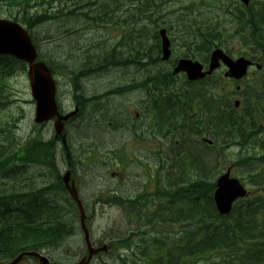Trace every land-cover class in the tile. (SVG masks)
Segmentation results:
<instances>
[{"label":"rangeland","instance_id":"374dc122","mask_svg":"<svg viewBox=\"0 0 264 264\" xmlns=\"http://www.w3.org/2000/svg\"><path fill=\"white\" fill-rule=\"evenodd\" d=\"M59 1H62V3L60 4ZM59 1L22 0L19 5H23L17 8L18 5L14 7L4 5L2 4L3 0H0V18L10 16L21 17L20 13L22 12L18 9H22L25 6L28 8L30 14H46L47 16H50V19H47L40 27L33 29L32 34L41 58L50 67L53 66L54 68L59 84L58 94L60 95L58 99L62 108L64 110L72 109L74 98L78 94L85 96L89 100L82 103L81 113L68 124L67 128L69 132L70 147L73 152L72 157L73 159L78 160V165L75 168L78 193L80 198L86 203L89 211L93 212L92 200L89 201V199L94 191H97V195H100V191L106 190L108 186L120 185V188L121 185H123L116 179L110 178L109 165H111V162L113 160L119 161L122 159L120 166H128L126 172L131 177V175L134 174L135 167H138V165L133 162V156H138L140 159L139 161L143 163L148 157H152L150 154L152 151L150 143L161 139L159 136L155 137L154 128L151 129V133L149 131L150 127L148 124L151 121L150 115L152 112V107H150V103H148L149 101L142 102L140 100L141 97L145 96L144 89H148L149 87L148 85H146L148 87L144 86L142 80L147 77V72L151 73L155 69L153 70V67H150V64L145 70L135 66L138 65L139 62L138 58H134L136 52L140 50L139 45L140 43L145 44L144 46L152 52V45L155 43V31H157L158 27L170 28L171 23L174 22L175 25H177L175 16L178 13L175 12L176 14L173 15L171 12L178 10L180 6L186 5L188 2L191 3V5L199 3V0H148V4H151V6H149V9L151 10L149 14L153 12L149 21H141L140 18L135 19V21H125L132 16L130 15V12L127 11L128 7L131 5L129 0H109L112 5L111 13H102L103 8L101 6L102 4H100L102 0ZM254 1L258 2L259 0ZM214 2L216 7L215 10L206 9L204 16L205 20L208 23H211L213 27L220 32L219 35L221 37L227 38L225 44L221 47L226 50L228 47L230 52L233 53V56H237L238 53L240 55H248L247 53L249 52L246 53L245 50H249L250 42L247 39H244V36L248 34L249 31L248 33H243L242 39L235 35V30L238 28L235 25L233 15H231L230 12L227 13L226 10V6H229L228 11L235 9L236 6H231L229 4L235 1L214 0ZM218 4H220V7L217 8ZM80 5H83V7ZM74 6H80L79 8L82 9L80 12L82 13H75L68 17V12L73 10ZM91 10L94 11L90 12ZM109 19L113 21L112 24L115 25L116 28L108 26ZM116 23H118V25H116ZM171 40L172 44L175 43V46L172 47V51L174 52L173 58L175 56L174 59H176L184 53L177 32H175V35ZM131 49L132 51H130ZM106 53H110L111 55L115 54L114 58L123 62V66H117L114 69L113 66H111L104 72L89 71L87 74L83 73L76 79L78 89L76 88L73 90L71 73H79L83 69L91 68L89 66H83V64L91 63V65H95L99 58L103 57ZM128 54L132 55L128 56ZM262 58V55L256 53L253 60L262 64L261 61L264 60V58ZM159 63L160 65L155 64L157 67L156 73L159 71L162 73L164 72L159 69L165 70L169 68L167 62ZM244 79V82L249 83L250 86L255 84L254 81H260L262 83L264 81V67L260 70H257L255 67L250 68L248 76ZM177 80L183 82V76H177ZM124 85L132 86L134 91L128 90L124 92L122 90H116L117 92H112L113 94L109 92L111 95H108L106 98L101 97L99 99H93L92 97L94 95L102 96L108 94L107 92L109 90L114 91V88H121ZM7 86L10 94L9 102L0 109V131L6 133L7 131H3L2 129H5L7 124L12 127V132L6 133L7 135L11 133L10 135L13 137L10 139V151L15 152L17 150V144H14L15 141L20 146H26V144H29L32 141L46 140L49 137L52 138V123L39 125L33 120L35 106L30 95L26 70H19L11 75L8 79ZM137 86H139V88ZM221 88H225L227 91L229 90L227 83L221 84ZM250 92L253 94L254 91L251 90ZM225 94H227V92ZM151 105L153 106V101ZM135 112L138 113L140 117L139 119H136ZM106 118L112 119L113 124L108 125V123H105ZM156 122L158 124L160 121ZM13 123L16 126L15 128L13 127ZM159 124L161 127H165L161 123ZM183 129L179 131L180 133L177 132L175 137L172 138V144L178 142V144H176L177 147H181L183 143L189 148L197 145L195 142L197 137H190L188 135L190 130L186 127ZM140 130L149 133V138L146 137L143 140H138L132 137V134H134L135 131L140 132ZM0 134L2 133L0 132ZM0 139L3 142L4 139L2 136H0ZM5 143H8L7 139H5ZM203 147H206V149H209L211 152L204 151L199 158L195 152L188 150L190 155L192 154L191 156L197 159L194 161L188 154L189 161H192L191 164L193 165L194 172L199 165L195 162L198 161L200 163L199 167L203 171H201V173H205L204 176L207 179L215 181L216 177L223 173L227 166L235 164V166L232 167L231 174L232 176L241 178L248 190L252 192L249 199H254L257 195L259 196V194L264 193L263 186L259 185L261 179H256L258 170L263 169L260 162L253 160L248 164H239V159L243 157L245 153L251 152V149L242 151L235 147H230L221 150L220 147V154H217L215 148H209L207 145H203ZM156 148L159 149V146L156 145ZM92 149L95 151L89 156L86 152ZM118 150H121V157L117 155ZM253 150L258 152L260 148ZM30 156L36 158L33 154ZM54 156V168L40 164L44 161L38 160V157L36 161H28L24 163L17 160L13 161L9 165V168H13L16 165L17 168L15 170H12L7 174L0 172V193L20 191L25 193L28 191L27 187L29 188V191L32 192L44 185L57 181V173L55 172H58V174L62 173L65 169V162L60 148L55 150ZM172 161L173 160L170 159L166 164L168 174H170V171L174 167V162ZM151 166L153 168L158 167V161ZM162 166L164 167L165 164ZM207 166L209 168L205 171ZM19 168L20 171L18 172ZM117 168L118 167L115 169ZM175 171L176 172H173L170 175L175 176L178 173L177 167L175 168ZM188 172L189 176H191V165L189 166ZM255 179L257 180V183ZM260 188L262 189L261 192L259 191ZM61 197L66 199L64 195L58 197L56 195L52 196L54 199ZM97 198L100 201H104L107 200L108 197ZM155 198L160 199L162 197L156 196ZM205 198L206 197L199 199L202 204L203 201L206 200ZM63 202L64 200L59 204L55 203L51 208L57 207L67 213V219H71L72 216V222L75 219L73 215L75 216L76 214L78 221L77 213L71 212L72 209L70 208V205L68 206ZM155 202L159 205V207L156 208L160 209V215L162 218L172 222H178L175 224L157 225L152 232L149 227H142V229L148 232L144 237L155 241L159 240L162 248L166 246L165 250H167L170 246L171 255L177 254L176 252H178V250L173 249L172 245L174 239L182 235L183 226L187 225V221H179L176 217H173L170 206L167 209L164 205L165 203L168 204L167 202L163 201L164 204L160 203L162 201L159 202L158 200H155ZM155 202L153 199L151 202V210H155ZM242 203V201L239 202V204H241L239 207L243 205ZM260 204L264 207V201ZM107 205L98 204L95 207L94 214L89 213L90 216L86 220L87 225H92L91 230L94 239L102 238V241L107 245L110 244L111 241L115 242L116 239L120 238L123 232L128 230L135 231V229L137 232L140 231V228H137L138 226H132L125 223L126 213H120L116 206L111 207V209L110 206ZM184 205H186V203L181 202V204L176 206L177 208L175 209H178L181 212L180 209ZM135 213L134 220L138 222L141 221L137 216L138 212ZM263 216L264 211L260 213V218L263 219ZM180 217H182V215ZM231 218L232 217H230V219ZM73 228V233L65 238L63 245L60 248H52V251L47 253L50 262L77 264L80 261L85 249L83 233L79 229L78 224ZM140 240L141 237L137 236L136 241L139 243ZM121 251L127 252L125 250ZM200 257L205 260L197 259L195 264L211 263L212 260L218 257L221 258L222 253L211 252L210 256H204L201 254ZM103 260L107 264H116L115 257L105 256ZM178 260H181L180 256ZM18 264L40 263L36 259L24 258Z\"/></svg>","mask_w":264,"mask_h":264},{"label":"trees","instance_id":"16d2710c","mask_svg":"<svg viewBox=\"0 0 264 264\" xmlns=\"http://www.w3.org/2000/svg\"><path fill=\"white\" fill-rule=\"evenodd\" d=\"M12 1L14 3L16 2L14 0ZM129 1L131 5L128 7L127 11L130 12V15L132 16L125 21H131V20L135 21V19L138 18H140L141 21L144 20L149 21L151 19L153 12L149 14V12L151 11L149 9L150 8L149 6H151V4L150 5L148 4V0H129ZM199 1L200 2L197 5L195 4L191 5V3L188 2L186 5L180 6L178 10H174L173 12H171L173 13V15L176 14L175 12L178 13L175 16L176 17L175 21L177 22V25H175V22L171 23V27L169 29H173L174 35L175 32H177L182 45L185 46V49H187L188 53H191L199 57L207 58L210 50L213 47L220 45L219 43L220 38H218L220 37L219 35L220 32L216 28H214L211 23H208L205 20V16H204L206 9L212 10V8H214L215 6L214 0H199ZM100 4H102L101 6L103 8L102 13L112 12L111 1L104 0ZM80 6L83 7V5ZM261 6H259L256 11H252L251 15L246 13L245 16L242 17L239 14L233 13V17L235 18V20H237V25L240 27L249 25L254 30L252 32L256 33V30L260 32L261 26L264 25V3H261ZM75 7L78 10H76ZM77 7L78 6H74L73 8L74 10H70L67 16L69 15L72 16V14H75L77 12L79 13L82 10ZM93 11L94 10H91L90 12ZM47 19H50V16L44 14V15H36L32 19L24 20V21L27 23L29 27L31 26L32 28L35 29L36 27H40L42 23H45ZM111 19L109 20L111 21ZM154 41L155 44L153 43L152 45L153 53L150 52L148 48L144 46L145 44H141L139 42L140 50H138V52H136V55L134 56V58H138L139 62L138 65L135 66L145 70L146 67L150 64V67H153L152 68L153 70L155 69L151 73L147 72L148 75L146 74L147 77H145L142 80V82L145 86L146 85L152 86V84L154 85L156 84L155 86L154 85L152 86L153 88H149L148 86H146L149 88L147 95L149 99L153 101V106H152L153 112L156 114L157 121L158 122L160 121L159 123H161L165 127L166 126L169 127L171 125V127L175 130V134H176L177 132H179L184 128L181 125H184L186 122V119H184L185 118L184 115L187 114V111L185 108L182 107L183 100L181 96L179 97V95L173 89L172 90L169 89V82L164 81V79L167 77L173 78L171 72L167 71L166 69L165 70L159 69V70H163L164 72L162 73L158 70L159 72L156 73L157 67L155 66V64L160 65L159 63L160 43L157 33L155 34ZM130 51H132V49ZM131 55L132 54H128V56ZM262 55L264 56V53H262ZM114 57L115 56L113 55L110 57L107 56L105 60L109 61L112 59L111 66H113V69L117 66H123V62H121L118 59L116 60ZM22 68L23 65L19 64L18 61H16L14 58L0 57V98L5 97L4 94L6 92L5 91L6 80L8 79V77L12 75L13 72L16 71L17 69H22ZM116 90L126 91V88L124 87L117 89L115 88L114 91L109 90L107 93L108 95H111L109 94V92L111 93L117 92ZM108 95L107 94H104L102 96L94 95V97L93 96L92 97L93 99H99L101 97L106 98ZM3 104L4 102H2V100L0 99L1 107L3 106ZM105 123H108V125L113 124V120L106 118ZM13 127L15 128L16 126L14 125ZM6 128L2 130L7 132H12L11 131L12 127L9 124H7ZM0 132L2 133V135L0 136H2L4 139L3 142L0 139V172L7 174L10 171L15 170L17 168L16 165L13 168L8 167L12 163V161L15 160L21 162L36 161L37 157L38 160H43L41 158L42 156H45V160L47 161L48 166H52L51 165L52 162H49L50 154H48V150L50 147L49 145L47 146L46 143L45 144L39 142L33 143L31 150H29V152L30 153L34 152L36 158L33 157L27 159L26 158L27 156L23 155L21 153L22 151H19V150L27 151V148L25 146L17 145V150L15 152H11L10 139L13 138L10 135L11 133L7 135L6 134L7 132L6 133L2 131ZM6 138L8 143H5ZM15 144L18 143H16L15 141ZM196 144H198V146L195 145L192 148H189L182 143L183 146L181 147L184 150H186L187 154L189 155L190 153L188 152V150L195 152L198 158L204 151L207 152L210 151L209 149H206V147L204 148L203 145H201L200 143H196ZM190 158L193 159L194 161L197 160L196 158H193L191 155ZM244 160L248 161V158H245ZM257 160L259 162L261 161L260 163L264 165V155L261 158H258ZM245 161L241 160L240 163H247ZM195 163L200 165L198 161H196ZM198 167L195 171V173H197L196 174L197 178L193 179V181H189L190 184H194L197 187L202 186L201 190L205 192L212 191L214 187L213 181L207 179L205 176H202L201 175L203 174L201 173L202 169L200 167L198 169ZM208 168L209 167L207 166L205 168V171H207ZM19 171L20 168L18 169V172ZM260 173L261 176L264 177V169H262ZM201 176L203 177V179L200 178ZM58 179L55 182L40 187L39 191L38 192L36 191L37 193L35 192L33 193V195L32 192L29 191L28 187H27L28 191L25 192L26 194L21 191L0 193V254L1 255L6 253L9 256H14L23 250L34 251L44 248H49L51 250L52 248L55 247L60 248L63 245L65 238L73 233L74 230L71 222L72 216L71 219H67L64 211L58 209L57 207L51 208L53 204L55 203L59 204L58 198L54 199L51 196L52 194H56L57 196H60L61 185H59ZM22 193L24 195H21ZM205 195L207 196L205 198L206 200L203 201V204L201 200H199L196 197L195 198L197 203L191 201V199H193L194 197H191L190 199L189 198L186 199L187 205L190 207V211L188 215L189 219L193 217L194 219H197L201 222L204 221V226H202L200 230L202 234H200V232L197 233V231H195L196 229H200V226L189 227L188 247L189 245H191V241L193 239L196 241L195 243L196 247L199 248L197 252L202 251L206 254L211 252L217 253L218 252L217 249L221 250L222 252H225V254L222 253L223 257L221 259L219 258L216 264H264V223L261 224L260 226L256 224V212H257L256 209H253V206L250 207L245 206L242 209V211H235L231 216L230 215L219 216L217 215L214 209L212 196H209L208 193H206ZM1 197H3V199ZM9 199L11 203L9 202ZM261 199L264 200V198ZM64 200L66 202H69L68 199H64ZM4 202L6 203V205ZM133 214H134L133 212H129V215H133ZM172 214L173 217L179 216V212H176L175 210L174 212H172ZM214 215L217 218L215 217L213 219ZM229 216L232 218L228 219ZM172 248L174 249V247ZM191 249L193 248L192 247L187 248V251L185 252L184 250V253L187 252L191 253L192 252ZM178 252H176L177 254L170 255L169 264L177 263L178 258L181 255L180 250H178ZM226 254L228 255L234 254L233 257H237L236 258L237 260L236 259L234 260V258L233 259L230 258V256Z\"/></svg>","mask_w":264,"mask_h":264},{"label":"flooded vegetation","instance_id":"af4514ba","mask_svg":"<svg viewBox=\"0 0 264 264\" xmlns=\"http://www.w3.org/2000/svg\"><path fill=\"white\" fill-rule=\"evenodd\" d=\"M249 8H250L249 6L248 7L246 6L245 13L250 14ZM249 50L252 51L253 47L249 46ZM187 58H191L193 60L196 59L190 56H187ZM201 59L203 61L199 59L196 60H199L203 64L204 63L208 64L209 56L208 58H201ZM253 63L257 66L259 65L258 62H253ZM261 68H262L261 66L258 67V70H260ZM214 74L215 73L202 80L195 81L196 83H198V85L202 83L209 84V90L206 93L203 91V88L201 87L202 85L200 86V89H198L201 92L198 91L197 93H192L194 94L193 95L194 100L191 99V101H198L200 105H197L195 107V104L193 102L192 108L188 109V97L186 96L183 103L187 111V114L184 115L185 117L184 119H186L185 122L186 128L194 132H197L196 134H200L196 137H199V139L201 140L210 139L212 141H216L218 147L232 145L236 148H243V149H251V148L264 149V97H261L260 99L255 97L250 92L252 90V88H250V85L244 82L245 81L244 78L241 79L240 81H237L238 83L234 82L233 79L228 78L229 81L228 84L232 87L231 89L232 93L228 95L229 97L224 98L222 100L220 96L221 78L220 76L215 77ZM83 102L84 101L82 100L81 105ZM216 108L217 110H215ZM213 115L214 116L217 115V117L214 118ZM156 124L157 122H154L153 128L156 127ZM222 127H225V129L227 130L230 136L226 137L224 135V131L222 132ZM233 127H235L236 129ZM198 130L200 131L199 133ZM205 133L207 134L206 136ZM197 143H199V141H197ZM151 144L155 145L156 143L151 142ZM164 144L166 145L164 154L170 157L172 154L171 143L165 141ZM153 154L157 158V152L154 151ZM152 162L155 163L156 160ZM112 176L115 177V174H112ZM117 176L121 177L122 181H125L126 183V186H123V188L119 189L117 192V194H120L122 196H129L132 193H135V190L139 188H142L143 190L149 193L151 192V190H153L154 193L167 194L169 192H172V183L175 182V184L181 185L183 184V181L186 180L185 177H182L183 175L173 178L168 173L166 174L162 173L161 175H158V176H162L161 178H156V177L151 178L147 176L146 179H142V180L139 175L136 176V178H132V179H126V176L123 173H117ZM175 191H177V189ZM112 192H116V190H112ZM119 208L122 214L124 213L127 214L125 218L126 224L133 225L137 223L136 220H134L136 213H135V209L132 206L120 204ZM129 212H133L134 214L129 215ZM133 255L134 254H132L131 252H119V253H110V254L101 253V254H97L95 258L91 259L89 264H105L104 262H99L102 260L103 256H115L118 259L120 258L122 259V258H132Z\"/></svg>","mask_w":264,"mask_h":264},{"label":"water","instance_id":"95a60500","mask_svg":"<svg viewBox=\"0 0 264 264\" xmlns=\"http://www.w3.org/2000/svg\"><path fill=\"white\" fill-rule=\"evenodd\" d=\"M247 3L248 0H242ZM165 29L160 30L161 35V47H162V59L166 60L170 56L169 45L170 42L166 36ZM0 53L8 54L23 60L28 63V78L30 83L31 95L35 101V121L40 123L47 121L56 116L57 120L54 123L56 133H60L61 119H67L71 114L60 116L58 114V108L55 101V85L48 68L43 62H35L36 51L31 43L30 36L27 32L18 24L10 21L0 19ZM221 59L228 67L229 71L226 75L236 78L241 77L246 70L249 61H245L239 58L236 61L230 60L222 50L216 49L212 52L210 70L216 67L217 60ZM201 66L197 62L187 61L180 59L178 65L174 69V73L179 71H185L189 79H197L204 76L200 72ZM70 172H67L63 176V182L67 188L70 196L77 202L81 212V223L83 225L84 218L81 209V203L76 194L73 181L69 183ZM216 191L214 194V200L218 211L222 214L228 213L231 207V203L238 197H243L246 194L245 189L238 182L237 179H230L229 173H225L217 179ZM86 231V229H84ZM38 257L42 263H47V258L41 256L38 253H30ZM19 256L11 264H16L20 260ZM83 264V263H80Z\"/></svg>","mask_w":264,"mask_h":264},{"label":"bare ground","instance_id":"6f19581e","mask_svg":"<svg viewBox=\"0 0 264 264\" xmlns=\"http://www.w3.org/2000/svg\"><path fill=\"white\" fill-rule=\"evenodd\" d=\"M103 1V0H102ZM77 3V2H76ZM75 3V4H76ZM3 4V3H2ZM140 4V3H139ZM80 7V6H79ZM79 7H77V8H79ZM75 9H76V7H75ZM81 9V8H80ZM74 10V9H73ZM76 10H78V9H76ZM78 13V12H77ZM80 13V12H79ZM85 13V12H84ZM84 15V14H83ZM156 15V14H155ZM81 16V15H80ZM69 17V16H68ZM83 17V16H82ZM81 17V18H82ZM230 21V20H229ZM78 26V25H77ZM77 31V30H76ZM42 34V33H41ZM231 37V36H230ZM79 39V38H78ZM160 47V46H159ZM69 50V49H68ZM121 50V49H120ZM119 50V51H120ZM149 52V51H148ZM5 60V59H4ZM96 60V59H95ZM138 62V61H137ZM119 64H121V63H119ZM14 67V66H13ZM160 68V67H159ZM6 70V69H5ZM117 70V69H116ZM102 72V71H101ZM104 72V71H103ZM92 74V73H91ZM97 76V75H96ZM130 78V77H129ZM164 79V78H163ZM164 81H165V79H164ZM146 82V81H145ZM154 84H152V86H153ZM156 85V84H155ZM154 85V86H155ZM145 86V85H144ZM151 85L149 86V88H153ZM149 88L147 89V90H149ZM156 88V87H155ZM158 89V88H157ZM74 90V89H73ZM77 91V90H76ZM160 92V91H159ZM118 94V93H117ZM108 95V94H107ZM151 95V94H150ZM83 96V95H82ZM94 97V96H93ZM165 97V96H164ZM179 97H180V95H179ZM92 100V99H91ZM109 100V99H108ZM107 100V101H108ZM151 100V99H150ZM84 101V100H83ZM262 101V100H261ZM177 102V101H176ZM152 103V102H151ZM151 103H150V107H152V105H151ZM183 103V102H182ZM123 104V103H122ZM209 104V103H208ZM184 105V104H183ZM0 107H1V105H0ZM148 107H149V105H148ZM162 107V106H161ZM184 107V106H183ZM194 107V106H193ZM153 108V107H152ZM209 108V107H208ZM1 109V108H0ZM103 109V108H102ZM228 109V108H227ZM147 110V109H146ZM157 110V109H156ZM215 110H217V108L215 109ZM259 110V109H258ZM173 111V110H172ZM175 111V110H174ZM212 112V111H211ZM174 113V112H173ZM223 113H224V111H223ZM142 114V113H141ZM182 114V113H181ZM261 115V114H260ZM214 116V115H213ZM227 116H230V115H227ZM192 117V116H191ZM215 117H217V115L215 116ZM214 117V118H215ZM219 117V116H218ZM160 118V117H159ZM210 118V117H209ZM83 120V119H82ZM179 120V119H178ZM212 120V119H211ZM218 120V119H217ZM227 120V119H226ZM14 121V120H13ZM157 121V120H156ZM115 122V121H114ZM216 122V121H215ZM219 122H221V121H219ZM149 123V122H148ZM147 123V124H148ZM227 123V122H226ZM190 124V123H189ZM98 125V124H97ZM228 125V124H227ZM233 125V124H232ZM14 126V125H13ZM182 126V125H181ZM107 127V126H106ZM148 127V126H147ZM167 127V126H166ZM176 127V126H175ZM227 127V126H226ZM230 127V126H229ZM4 128V127H3ZM233 128H235V127H233ZM236 129V128H235ZM132 130V129H131ZM200 130V129H199ZM198 130V133L200 132ZM218 130V129H217ZM233 130V129H232ZM239 130V129H238ZM248 130V129H247ZM227 131V130H226ZM219 132H221V131H219ZM223 132V131H222ZM235 132V131H234ZM246 132V131H245ZM202 133V132H201ZM218 133V132H217ZM234 134V133H233ZM245 134V133H244ZM0 135H2V134H0ZM210 135V134H209ZM213 136H214V134H213ZM230 136V135H229ZM238 136V135H237ZM8 137V136H7ZM212 137V136H211ZM224 137V136H223ZM199 138V137H198ZM7 139V138H6ZM249 139V138H248ZM188 140V139H187ZM250 140V139H249ZM4 141V140H3ZM13 141V140H12ZM190 143V142H189ZM15 144V143H14ZM174 144V143H173ZM18 145V144H17ZM198 145V144H197ZM183 146V145H182ZM170 147V146H169ZM191 148H192V146H191ZM168 150V149H167ZM46 152V151H45ZM200 154V153H199ZM192 155V154H191ZM13 162V161H12ZM173 162V161H172ZM192 162V161H191ZM261 162V161H260ZM80 163V162H79ZM173 164V163H172ZM261 164V163H260ZM169 172V171H168ZM190 172V171H189ZM175 174V173H174ZM183 177V176H182ZM173 179V178H172ZM186 181V180H185ZM169 183V182H168ZM142 187V186H141ZM171 187V186H170ZM22 188V187H21ZM39 189L40 188H38L37 190H34V191H32V195H33V193H35L36 191L38 192L39 191ZM201 189H202V187H201ZM135 190V189H134ZM36 192V193H37ZM30 193V192H29ZM131 193V192H130ZM13 194V193H12ZM26 194V193H25ZM31 194V193H30ZM21 195H24L23 193L21 194ZM40 195V194H39ZM10 196V195H9ZM8 196V197H9ZM2 199H3V197H1ZM18 198V197H17ZM25 198H26V196H25ZM31 199V198H30ZM2 201V200H1ZM9 202H10V199H9ZM5 203V202H4ZM11 203V202H10ZM9 203V204H10ZM19 203V202H18ZM36 203V202H35ZM172 203H173V201H171V202H169V205H168V207L169 206H171L172 205ZM8 204V203H7ZM5 205H6V203H5ZM49 205V204H48ZM8 206V205H7ZM59 206V205H58ZM24 207V206H23ZM250 207V206H249ZM244 208V207H243ZM242 208V209H243ZM112 209V208H111ZM168 209V208H167ZM14 210V209H13ZM200 210V209H199ZM24 212V211H23ZM213 212V211H212ZM255 213V212H254ZM194 214V213H193ZM243 214V213H242ZM249 214V213H248ZM34 215V214H33ZM137 216H138V218H139V220H140V217H139V215L137 214ZM201 216V215H200ZM204 216V215H203ZM239 216V215H238ZM202 217V216H201ZM227 218V217H226ZM241 220V219H240ZM27 221V220H26ZM212 222V221H211ZM215 224V223H214ZM215 229V228H214ZM210 231V230H209ZM202 234V233H201ZM204 234V233H203ZM214 241V240H213ZM171 255V254H170Z\"/></svg>","mask_w":264,"mask_h":264}]
</instances>
